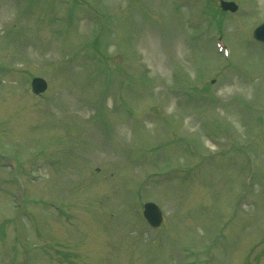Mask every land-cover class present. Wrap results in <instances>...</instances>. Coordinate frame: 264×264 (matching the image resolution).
I'll use <instances>...</instances> for the list:
<instances>
[{
	"label": "rangeland",
	"instance_id": "obj_1",
	"mask_svg": "<svg viewBox=\"0 0 264 264\" xmlns=\"http://www.w3.org/2000/svg\"><path fill=\"white\" fill-rule=\"evenodd\" d=\"M212 1L0 0V264L21 262L26 251L16 252L15 237L38 244L33 264H188L168 256L183 242L201 253L196 264H264V129L255 119L264 111V47L251 37L264 0H235L234 13ZM92 5L110 16L102 30L91 23ZM219 33L234 47L229 64L214 53ZM34 75L48 81L40 95L29 88ZM180 77L196 89L213 78L205 89L216 100L202 105L175 91ZM188 138L195 157L180 149ZM155 142L166 145L153 151ZM144 146L129 163L131 149ZM253 161L254 185L232 213ZM182 164L192 166L187 180L176 171ZM166 167L173 181L146 179ZM20 192L28 200L18 214ZM148 199L160 206L165 232L140 215ZM220 220L228 226L215 236Z\"/></svg>",
	"mask_w": 264,
	"mask_h": 264
},
{
	"label": "water",
	"instance_id": "obj_2",
	"mask_svg": "<svg viewBox=\"0 0 264 264\" xmlns=\"http://www.w3.org/2000/svg\"><path fill=\"white\" fill-rule=\"evenodd\" d=\"M221 5L223 8H229L231 10L235 9V5L232 3V2H224L222 1L221 2ZM253 35L255 38L257 39H261V40H264V23H261L260 25H258L254 31H253ZM155 216L154 215V212H150L149 213V216ZM155 223V222H154Z\"/></svg>",
	"mask_w": 264,
	"mask_h": 264
}]
</instances>
